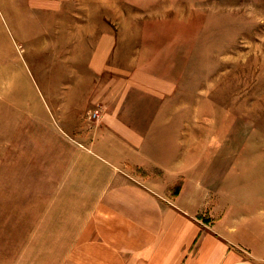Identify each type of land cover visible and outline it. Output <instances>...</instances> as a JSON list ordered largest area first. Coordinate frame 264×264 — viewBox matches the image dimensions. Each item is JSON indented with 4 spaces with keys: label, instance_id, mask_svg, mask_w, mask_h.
I'll return each mask as SVG.
<instances>
[{
    "label": "rangeland",
    "instance_id": "rangeland-1",
    "mask_svg": "<svg viewBox=\"0 0 264 264\" xmlns=\"http://www.w3.org/2000/svg\"><path fill=\"white\" fill-rule=\"evenodd\" d=\"M73 1L85 10L0 1V264L34 258L29 206L75 184L82 148L114 146L99 127L121 104L129 120L164 99L185 164L229 187L242 174L241 191L264 180V0Z\"/></svg>",
    "mask_w": 264,
    "mask_h": 264
},
{
    "label": "crops",
    "instance_id": "crops-1",
    "mask_svg": "<svg viewBox=\"0 0 264 264\" xmlns=\"http://www.w3.org/2000/svg\"><path fill=\"white\" fill-rule=\"evenodd\" d=\"M0 1L5 9L85 10L80 0ZM120 107L105 114L113 128L99 127L114 146L82 148L75 184L61 181L41 196L42 206H29L34 221L25 240L34 258L27 264H264V180L248 194L237 185L242 174L229 187L226 174L213 180L212 171L185 164L177 132L158 128L169 121L164 99L129 120ZM136 120L146 122L144 130ZM201 215L212 222L203 227Z\"/></svg>",
    "mask_w": 264,
    "mask_h": 264
}]
</instances>
